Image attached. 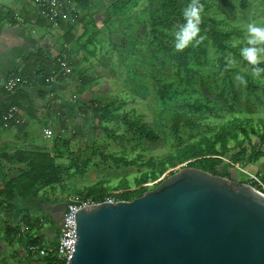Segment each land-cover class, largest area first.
Listing matches in <instances>:
<instances>
[{"label":"rangeland","instance_id":"1","mask_svg":"<svg viewBox=\"0 0 264 264\" xmlns=\"http://www.w3.org/2000/svg\"><path fill=\"white\" fill-rule=\"evenodd\" d=\"M201 1H203L202 7L207 9L208 16L218 19L223 23L222 28L233 33L232 45L239 51L249 46L247 42L249 24L264 27V0ZM149 2V0H133L129 8L112 17L106 0H93L90 10L75 12L77 17L67 22V25L75 24L76 37L81 38L79 42L65 45L64 30L62 36L59 33L56 35L57 41L52 54L56 58L60 54H67V51L72 53L75 74L61 81L63 85L51 93L50 115L44 123L41 120L40 124L36 125L39 122L34 121V127L38 130L46 126L52 128L53 138L49 141L43 138L42 141H45L46 146L42 149L55 157L61 170V188L65 192L62 193L60 187L55 191L44 190L40 193V197L29 202H21V220L23 217H28L33 222L37 219L41 220L42 231L45 230V234L42 235L45 244L54 246L59 230V225L50 221L47 214L49 207V203L45 201L47 197L58 199L57 203L68 202L70 196L77 195L74 190H84L100 181H105V187L111 188H115L123 180H128L133 186L136 178L150 171L142 165V162L153 160L158 163L172 153L176 146L208 135L207 129L217 128L233 117L247 121L244 125L250 139H247V135L240 137L241 142H245L247 156L243 167H230L228 164L231 156L239 151L234 149L236 142H231L230 155L220 168L222 177L249 185L254 182L251 176L260 180L264 177L262 175L264 158L256 164L247 163L252 146L261 144L264 150V143L259 136L263 131L261 124L264 123V75L254 76L252 72L250 73L247 64L242 61V57L229 55L228 61L232 62L230 63L231 87H228L229 83L226 81L229 93L225 98L221 97L223 75L213 76L212 73L214 68L212 58L216 57V51L202 36L201 42L209 50L211 60L209 69L203 72V76L198 80L195 93L190 96V100L206 103L211 110H204L196 115L194 121L200 123L197 131L183 130L176 140L171 127V113L161 108L156 97L155 84L156 77L169 81L173 79L174 66L168 60V50L176 49L175 38L172 40L168 38L162 44L157 41L153 43L151 27L148 23ZM225 2H230L231 6H227ZM174 26L175 31L172 35L175 37V32L182 25L174 20ZM90 39L92 43L88 45ZM257 47H264V44ZM260 55L261 63L264 64V53ZM134 72L138 73V78L134 77ZM237 74L244 76L247 82L248 75L252 74L255 78L254 82L259 87L257 92L250 91L247 83L236 80ZM204 76L206 78L203 79ZM109 105L118 110L119 117L127 116L150 125L161 139L158 142L139 140L127 131L120 120L106 125L112 135L105 133L98 127L92 110L93 107L102 108ZM61 121L66 122L65 128H61ZM30 128H33V123ZM164 128L166 131L163 130ZM256 130L259 132L258 135L254 133ZM106 156L122 157L130 163L117 166L112 160H106ZM136 158L142 159L138 164L131 163ZM188 164L185 163L168 173H177L180 169L187 168ZM228 173L231 176H227ZM163 178L161 177L160 180ZM0 221V234L5 231L4 224L16 226V224L12 225L13 220L9 221L6 212L0 215ZM24 229L27 227H23ZM1 244L5 245L7 250L1 246L3 250H0V264H28L22 252L19 253L18 249L23 248L20 244L7 243L3 236L0 237Z\"/></svg>","mask_w":264,"mask_h":264},{"label":"trees","instance_id":"2","mask_svg":"<svg viewBox=\"0 0 264 264\" xmlns=\"http://www.w3.org/2000/svg\"><path fill=\"white\" fill-rule=\"evenodd\" d=\"M73 1L76 5L77 11L87 12L93 6V0ZM106 1L108 3V11H110L112 17L116 16L126 8H129L128 6L130 2H133V0ZM149 1L148 23L151 27L153 43L155 44L157 41L162 44L168 38L170 40L174 39L175 37L172 35V32L175 31L174 20H177L179 25L186 23L183 14L184 9L188 7L193 0ZM202 3L203 1L198 0L199 5H203ZM225 4L231 6L230 2H225ZM67 24V22L59 21V27L64 30L63 41L65 45L79 42L81 38L76 37L75 24ZM222 24L223 23L219 22L218 19L209 17L205 7L201 8L199 34L207 39L210 42L211 47L216 51V57L212 58V62H214L212 73L213 76H216L217 74L223 75L224 84L220 96L225 98L229 93V89L225 82L227 81V83H229L228 87H231L230 73L232 69L230 68L228 56L237 55V58L242 57V61L247 64L250 73L252 72L253 66L243 58L241 52L237 50V47H233V33L222 28ZM91 43L92 39H90L88 45ZM71 54L72 53H68L67 51L73 72L71 75L64 78L60 75V66L57 62L58 57L63 54H60L58 57L50 61L43 51H38L33 70L30 72L25 70L21 73V76L27 80V84L24 85L23 88L26 89L39 86L49 87L56 82L60 83L61 81L73 77L75 73ZM168 54V60L174 66L172 75L173 79L172 81H169L158 77L155 78V84L157 86L156 97L161 108L171 113V127L175 139L178 140L181 131L188 129L193 130L194 132L200 128V123L194 121L198 113H201L204 110H211L206 103H199L190 100V96L195 93V86L197 85L198 80L203 76V72H206V70L209 69L211 59L209 56V50L202 42L199 44L192 43L184 50L169 48ZM30 59L31 55L26 58V61L30 62ZM46 63L47 65H45ZM259 66L264 67V64L260 62ZM55 74H59L58 77H55V81L48 82V80L52 76H55ZM261 74L264 75V73ZM134 77L138 78L137 72H134ZM204 78H206V76H204L203 79ZM254 79L255 78L252 74L248 75L247 87L250 91L256 93L259 87L257 83L254 82ZM39 95L42 98L46 96L43 92H40ZM7 97L6 103L8 108L11 106H17L21 110V113L28 111L30 105H32L29 95L22 88L19 89L16 94L7 95ZM92 111L98 122V127L107 134L110 133L112 135V132L106 127V125L115 120H120L126 127L127 131L134 134L139 140L158 142L161 139L160 135L152 129L150 125L137 119H130L127 116L119 117L117 115L118 110L113 109L112 105L104 106L102 108L99 106L93 107ZM3 113L4 112L2 111L0 114V122L2 125H4L3 116L5 115V113ZM246 123V119L233 117L217 128L207 129L206 131H208V135L201 136V138L196 141L176 146V149L172 153L158 163L153 160L142 162V165L150 169V171L145 172L136 178L133 186L130 185L128 180H123L115 188H111L105 187V181H100L89 188L84 190H74V192L84 201L90 200L96 204L106 202L109 199L120 202H130L142 197L146 192L157 188L164 180L175 174V172L168 173L170 170H175L185 163H189L187 168H196L215 176L222 177L223 175L220 168L224 165L228 155H230L232 150V147L230 146L231 142H236L234 149L239 151L237 154L231 156V161L228 165L230 167H243L244 159L247 156V149L245 147V142H241L240 137L241 135H247L246 125H244ZM261 125L263 131L259 136L262 143H264V123ZM65 126L66 122L61 121V128H65ZM163 130L166 131L165 128ZM254 133L258 135L259 132L256 130ZM247 139H250L249 135H247ZM252 147V152L247 161V163L251 165L256 164L260 159L264 158V150H262L261 144ZM13 159L18 160L16 162L21 165H26L27 169L21 172V176L13 180L3 179L0 184V187L3 185L4 188V190H1L0 188V200L2 199L4 201L3 203L0 201V207L7 204L5 209L8 211L9 221H12L14 217V209L10 204L16 197L21 199V202H29L30 200L40 197V193L44 190L55 191L60 187L62 193L65 192L64 189L61 188V170L55 157L51 156L50 153L21 151L16 153L13 156ZM105 159L112 160L117 166L130 163V161H127L125 158L118 156H106ZM141 159L142 158H136L132 160L133 162L131 163L138 164ZM227 176H231V174L228 173ZM161 177L164 178L160 180ZM260 181L264 184V177H262V180ZM151 185H153L152 188ZM252 186L257 190L262 191V188L257 183L253 182ZM45 201L49 204H54L58 202V199L55 200L47 197ZM23 227H27L28 231L25 233L22 232ZM41 231V220L37 219L33 222L30 218L23 217L21 225L11 227L6 224L5 241L7 243L11 242L10 244L13 245L20 244L23 247L21 250H24L29 247V245H42L44 238L39 234ZM25 261H28V264H64L52 258L38 261L26 259Z\"/></svg>","mask_w":264,"mask_h":264},{"label":"water","instance_id":"3","mask_svg":"<svg viewBox=\"0 0 264 264\" xmlns=\"http://www.w3.org/2000/svg\"><path fill=\"white\" fill-rule=\"evenodd\" d=\"M65 207L49 204L57 222ZM75 220L69 264H264V193L196 168L133 201L86 205Z\"/></svg>","mask_w":264,"mask_h":264},{"label":"crops","instance_id":"4","mask_svg":"<svg viewBox=\"0 0 264 264\" xmlns=\"http://www.w3.org/2000/svg\"><path fill=\"white\" fill-rule=\"evenodd\" d=\"M71 1L76 9L74 1ZM12 3L13 8L11 7ZM57 33L62 36L63 29L61 27L54 28L39 17L34 6V0H0V114L2 111L5 113L8 108L6 103L8 97L3 89L7 76L12 72L21 74L25 70L32 71L36 62L37 52L40 50L52 61L54 59V54L52 53L57 41ZM30 55V62H27L26 58ZM61 85L63 83L56 82L49 87L39 86L26 89L21 87L29 95L32 105H30L28 111L21 113L20 110V117L25 120L23 124H11L9 127H4L0 122V184L3 179L13 180L21 176V172L27 169L26 165H21L16 162L18 160L13 159L16 153L21 151L44 152L42 148L46 144L45 141H42L44 138L42 135L43 128L38 130L34 127V121L39 122L36 123L37 125L40 124L41 120H43V123L47 120L50 115L49 102L51 100L49 99L52 95L51 93L61 87ZM40 92L45 93L46 96L40 97ZM31 123H33L32 129L30 128ZM46 128L50 127L46 126L44 129ZM0 188L4 190L3 185ZM0 201L4 202L2 199ZM6 205L4 204L0 207V215L6 212L8 217V211L5 209ZM10 205L14 209L12 225H21V199L16 197ZM4 225L5 231L0 234V237L6 236V224ZM39 234L44 235L45 230ZM1 246L4 250H7V247L2 244L0 245V250H3ZM18 250L20 253L21 249L19 248Z\"/></svg>","mask_w":264,"mask_h":264},{"label":"built area","instance_id":"5","mask_svg":"<svg viewBox=\"0 0 264 264\" xmlns=\"http://www.w3.org/2000/svg\"><path fill=\"white\" fill-rule=\"evenodd\" d=\"M34 6L37 14L45 20L50 26L59 28V21L68 22L77 17V10L71 0H34ZM67 48V46H65ZM68 50V48H67ZM60 66V75L64 78L72 74V64L67 54L58 57L57 60ZM52 76L48 82H54L55 77ZM27 84V80L18 72H12L7 76L3 85V89L7 95H14L16 92ZM25 120L20 117V109L17 106H11L3 116L4 127H9L11 124H23ZM43 137L49 141L53 138L51 128L43 130ZM264 193V184L255 176H251ZM253 183V181L251 182ZM114 202V201H109ZM96 203L87 200L84 201L77 195L70 196L67 202V207L64 212L62 221L59 226L58 236L54 246L42 243V245H29L22 252V256L29 260H44L55 259L61 263L69 264V260L73 255L76 243V213L86 205H94ZM24 229L22 232H26Z\"/></svg>","mask_w":264,"mask_h":264},{"label":"clouds","instance_id":"6","mask_svg":"<svg viewBox=\"0 0 264 264\" xmlns=\"http://www.w3.org/2000/svg\"><path fill=\"white\" fill-rule=\"evenodd\" d=\"M202 5L198 4V0H193L191 4L184 9V17L186 23L179 27L175 32V48L177 50H184L190 44L195 42L199 44L203 40L200 33V11ZM248 47L242 48L241 55L246 59L252 67V74L254 76H260L264 73V67H260L261 53H264V47H257V45L264 44V27L257 26L255 24L248 25ZM229 63H232L229 61ZM236 80L246 84L247 81L244 76L237 74Z\"/></svg>","mask_w":264,"mask_h":264},{"label":"flooded vegetation","instance_id":"7","mask_svg":"<svg viewBox=\"0 0 264 264\" xmlns=\"http://www.w3.org/2000/svg\"><path fill=\"white\" fill-rule=\"evenodd\" d=\"M60 203L65 204V206L67 207V202L62 201V202H60ZM57 204H59V203H57ZM53 205H56V203H54ZM66 207H65V210H66ZM64 212H65V211H64ZM64 212H63V214L60 216L61 221H62V218H63ZM47 214H48V216H49V218H50V221H52V222H54V223H57V224L60 226L61 221H60V222H57V220L54 219L53 215L50 213V208H49V207H48V210H47ZM54 215L57 216L56 214H54ZM58 217H59V215H58Z\"/></svg>","mask_w":264,"mask_h":264}]
</instances>
